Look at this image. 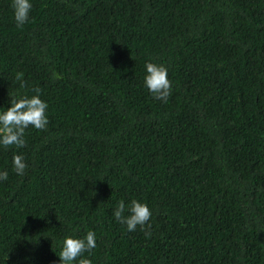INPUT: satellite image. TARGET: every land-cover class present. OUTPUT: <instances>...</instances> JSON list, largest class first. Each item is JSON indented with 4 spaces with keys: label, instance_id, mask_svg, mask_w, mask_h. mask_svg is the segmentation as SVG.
<instances>
[{
    "label": "trees",
    "instance_id": "obj_1",
    "mask_svg": "<svg viewBox=\"0 0 264 264\" xmlns=\"http://www.w3.org/2000/svg\"><path fill=\"white\" fill-rule=\"evenodd\" d=\"M30 2L17 26L0 0V113L39 94L49 124L0 145V264H62L90 230L91 264H264V0ZM133 199L149 236L113 216Z\"/></svg>",
    "mask_w": 264,
    "mask_h": 264
},
{
    "label": "clouds",
    "instance_id": "obj_2",
    "mask_svg": "<svg viewBox=\"0 0 264 264\" xmlns=\"http://www.w3.org/2000/svg\"><path fill=\"white\" fill-rule=\"evenodd\" d=\"M12 9L14 19L17 26L24 25L32 10V3L30 0H12ZM147 75L144 77V83L149 92L154 98L167 102L168 97L172 93V84L168 79V71L164 65H157L154 63L146 64ZM23 74L17 75V80L20 81V87L24 88L26 82L22 80ZM11 106L3 113H0V145L4 148L15 146L16 148H23L26 146L25 131L29 127L37 130H46L49 120L46 114L48 104L40 98V95H34L31 98L28 96H21L16 99L10 96ZM14 171L23 176L28 167L25 158L21 154L13 156ZM8 179L7 171L0 172V181ZM128 215H125V213ZM151 210L149 207L135 199L126 206L123 200L119 201L113 210L115 219L127 226L128 231H135L137 226L145 231V235L149 236L151 233L146 230V225L150 228L147 222L151 218ZM96 247V233L88 231L84 238L68 237L63 241L62 250L59 254L62 264H73L78 260V264H91V260L82 258L85 252H90Z\"/></svg>",
    "mask_w": 264,
    "mask_h": 264
}]
</instances>
